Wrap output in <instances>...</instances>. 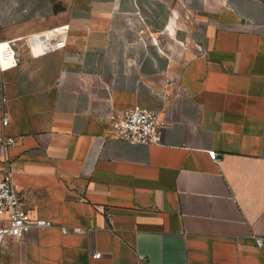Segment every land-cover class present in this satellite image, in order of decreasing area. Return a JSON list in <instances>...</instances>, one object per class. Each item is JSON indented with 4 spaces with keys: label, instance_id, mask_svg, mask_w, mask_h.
<instances>
[{
    "label": "crops",
    "instance_id": "crops-1",
    "mask_svg": "<svg viewBox=\"0 0 264 264\" xmlns=\"http://www.w3.org/2000/svg\"><path fill=\"white\" fill-rule=\"evenodd\" d=\"M136 104L161 143L109 134ZM2 134L0 176L55 226L0 264H264V0H0Z\"/></svg>",
    "mask_w": 264,
    "mask_h": 264
},
{
    "label": "built area",
    "instance_id": "built-area-1",
    "mask_svg": "<svg viewBox=\"0 0 264 264\" xmlns=\"http://www.w3.org/2000/svg\"><path fill=\"white\" fill-rule=\"evenodd\" d=\"M140 32L143 34L145 30L141 29ZM51 44L52 46L48 50L65 47L66 38L64 35L55 33ZM3 124H8L7 115H3ZM167 124L168 121L162 110L136 104L132 108L123 111L112 121L109 134L133 142L159 144L163 141V133ZM16 140L11 135H0V144L4 151L15 144ZM208 154L215 161L219 159V152L216 149H210ZM4 162L6 165L0 176V243L7 237H23L35 228L54 227L55 224L52 220L35 216L24 207L13 179L11 164L7 159ZM61 229L66 232L68 227L63 226ZM263 242V237H256L257 245L261 246ZM95 256L101 257L102 252L95 253ZM141 259H144V257L141 256Z\"/></svg>",
    "mask_w": 264,
    "mask_h": 264
},
{
    "label": "rangeland",
    "instance_id": "rangeland-1",
    "mask_svg": "<svg viewBox=\"0 0 264 264\" xmlns=\"http://www.w3.org/2000/svg\"><path fill=\"white\" fill-rule=\"evenodd\" d=\"M56 7L58 6V8H62L64 6H66L67 4L71 5V4H75V3H81L83 0H54Z\"/></svg>",
    "mask_w": 264,
    "mask_h": 264
},
{
    "label": "trees",
    "instance_id": "trees-1",
    "mask_svg": "<svg viewBox=\"0 0 264 264\" xmlns=\"http://www.w3.org/2000/svg\"><path fill=\"white\" fill-rule=\"evenodd\" d=\"M56 8L58 9V6Z\"/></svg>",
    "mask_w": 264,
    "mask_h": 264
}]
</instances>
